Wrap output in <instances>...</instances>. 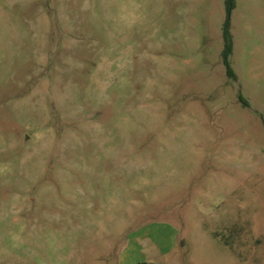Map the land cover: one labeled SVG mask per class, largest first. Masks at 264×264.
Returning <instances> with one entry per match:
<instances>
[{"label": "rangeland", "instance_id": "1", "mask_svg": "<svg viewBox=\"0 0 264 264\" xmlns=\"http://www.w3.org/2000/svg\"><path fill=\"white\" fill-rule=\"evenodd\" d=\"M143 262L264 264V0H0V264Z\"/></svg>", "mask_w": 264, "mask_h": 264}, {"label": "trees", "instance_id": "2", "mask_svg": "<svg viewBox=\"0 0 264 264\" xmlns=\"http://www.w3.org/2000/svg\"><path fill=\"white\" fill-rule=\"evenodd\" d=\"M225 1L227 4L228 14H230V11L235 7L236 0H225ZM223 37H224V51H223L224 64L227 68L228 75L231 78H236V74L230 62V56L232 55L233 49H234V40H233V35L231 32V22H230L229 16L227 17L225 24H224ZM244 103L246 106H249L245 100H244ZM140 264H149V263L143 262Z\"/></svg>", "mask_w": 264, "mask_h": 264}, {"label": "crops", "instance_id": "3", "mask_svg": "<svg viewBox=\"0 0 264 264\" xmlns=\"http://www.w3.org/2000/svg\"><path fill=\"white\" fill-rule=\"evenodd\" d=\"M170 231H171V233H172V238H171V240H173V243H172V245H171L169 251H172V250L175 249V236H176L175 234H176V230H175L173 227H171V228H170ZM127 258H128V253H127V252L123 253V254L121 255V261H122L121 263H126Z\"/></svg>", "mask_w": 264, "mask_h": 264}]
</instances>
